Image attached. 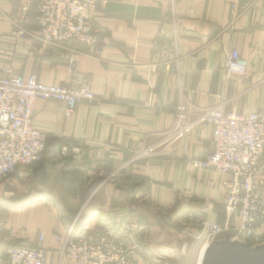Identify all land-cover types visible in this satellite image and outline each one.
I'll use <instances>...</instances> for the list:
<instances>
[{
    "label": "crops",
    "instance_id": "1",
    "mask_svg": "<svg viewBox=\"0 0 264 264\" xmlns=\"http://www.w3.org/2000/svg\"><path fill=\"white\" fill-rule=\"evenodd\" d=\"M168 7V0L98 1L91 22L103 51L76 48L78 73L100 101L80 103L70 115L63 102H36L32 123L46 134L45 157L34 171L0 183V264L10 248L32 244L39 233L46 236L47 264H70L62 255L70 227L118 234L135 264H200L203 242L189 234L201 233L197 221L224 222V178L191 165L209 154L211 130L197 126L172 143L163 134L179 106L264 109V0H174L175 46ZM26 15L29 24L20 22L22 0H0V75L12 67L40 83L70 84L68 48H43L35 7ZM19 26L23 37L16 36ZM232 50L247 61V78L227 73ZM153 145L156 155L108 178ZM61 146L69 156H58ZM260 166L264 176V154ZM255 238L264 240V224Z\"/></svg>",
    "mask_w": 264,
    "mask_h": 264
},
{
    "label": "built area",
    "instance_id": "2",
    "mask_svg": "<svg viewBox=\"0 0 264 264\" xmlns=\"http://www.w3.org/2000/svg\"><path fill=\"white\" fill-rule=\"evenodd\" d=\"M99 0H22L23 16L20 22L29 24L26 13L35 7L34 23L43 48L67 47V74L70 84L49 85L37 81L35 75L23 78L12 67L4 68L0 75V181L17 170L31 172L43 160L46 134L36 129L32 115L36 102L55 100L66 105V115L72 114L80 103L98 104L88 80L78 73L80 52L78 45L89 53L103 51L101 41L92 29L91 16ZM173 45L180 36L174 0H168ZM235 8V5H232ZM26 31L19 26L17 37ZM157 41L153 42L156 46ZM225 68L227 73L237 72L247 78L248 63L236 50L230 51ZM225 102L213 107L188 112L179 106L174 124L164 132V142L172 143L186 137L192 128L210 127V152L202 160H193L195 169L212 171L224 179L221 183L223 204L219 212L223 224L199 221L202 249L229 236L231 241L256 243L257 224H264V176L260 174V161L264 154V109L240 113L228 110ZM157 145L146 146L129 161L116 167L108 178L114 179L122 170L138 160L158 153ZM66 147L58 155L66 157ZM237 219L239 225L232 226ZM197 235V240L200 239ZM46 236L39 233L32 244L12 247L7 253V264H47L46 250L42 247ZM55 241L58 237L55 236ZM260 244V243H259ZM121 236L109 230H89L76 234L70 227L65 235L62 255L70 264H135L127 253Z\"/></svg>",
    "mask_w": 264,
    "mask_h": 264
},
{
    "label": "water",
    "instance_id": "3",
    "mask_svg": "<svg viewBox=\"0 0 264 264\" xmlns=\"http://www.w3.org/2000/svg\"><path fill=\"white\" fill-rule=\"evenodd\" d=\"M200 264H264V240L251 245L226 236L204 250Z\"/></svg>",
    "mask_w": 264,
    "mask_h": 264
},
{
    "label": "rangeland",
    "instance_id": "4",
    "mask_svg": "<svg viewBox=\"0 0 264 264\" xmlns=\"http://www.w3.org/2000/svg\"><path fill=\"white\" fill-rule=\"evenodd\" d=\"M61 147H66V148H67V151L70 153L69 148H68L67 146H61ZM61 147H60V148H61ZM57 154H58V153H57ZM133 155H134V154H133ZM133 155H132V156H133ZM58 156H59V155H58ZM67 156H69V155L67 154ZM67 156H66V157H67ZM132 156H131V157H132ZM59 157H60V156H59ZM61 158H65V157H64V156H63V157L61 156ZM35 168H37V165L33 167V169H35ZM19 171H23V172L26 173V172H27V169H25V170H22V169H21V170H17V171H15V172L11 173L7 178H5L4 180L0 181V183H1V184H2V183H5V181H6L8 178H10V177L16 175ZM27 173H28V172H27ZM193 220H194V219H193ZM194 221H195V220H194ZM194 221H192L193 224H196V223H197L198 226H199V224H201V222H199V221H197V222L195 221L196 223H195ZM199 228H200V232H201V227L199 226ZM96 230H102V229H96ZM82 232H83V231H82ZM76 234H78V233H76ZM189 235H191V236L194 238V240L199 241V242H200V241L203 242V240H201L202 238H204V236H201L202 233L197 234V235H200V236H199V237H200L199 240H197V239H198V238H197V235L192 234V233H190ZM254 245H256V244H254Z\"/></svg>",
    "mask_w": 264,
    "mask_h": 264
},
{
    "label": "trees",
    "instance_id": "5",
    "mask_svg": "<svg viewBox=\"0 0 264 264\" xmlns=\"http://www.w3.org/2000/svg\"><path fill=\"white\" fill-rule=\"evenodd\" d=\"M45 151H46V144H45ZM45 151H44V155H45ZM44 157H45V156H43V160H42L39 164H37V167L40 166V165L43 163V161H44ZM35 169H36V168H35ZM35 169H32V171H34ZM32 171H31V172H32ZM249 244L254 245V243H253L252 241H250Z\"/></svg>",
    "mask_w": 264,
    "mask_h": 264
},
{
    "label": "bare ground",
    "instance_id": "6",
    "mask_svg": "<svg viewBox=\"0 0 264 264\" xmlns=\"http://www.w3.org/2000/svg\"><path fill=\"white\" fill-rule=\"evenodd\" d=\"M206 249V248H205ZM205 249H203V250H205ZM202 259V258H201ZM201 259H200V262H201Z\"/></svg>",
    "mask_w": 264,
    "mask_h": 264
}]
</instances>
